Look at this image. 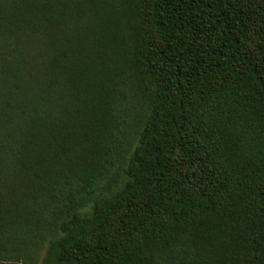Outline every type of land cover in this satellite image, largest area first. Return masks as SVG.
<instances>
[{
    "label": "trees",
    "instance_id": "obj_1",
    "mask_svg": "<svg viewBox=\"0 0 264 264\" xmlns=\"http://www.w3.org/2000/svg\"><path fill=\"white\" fill-rule=\"evenodd\" d=\"M0 264H264V0H0Z\"/></svg>",
    "mask_w": 264,
    "mask_h": 264
}]
</instances>
